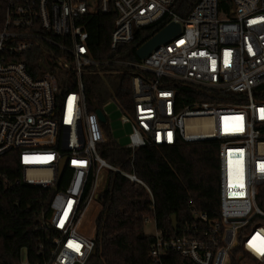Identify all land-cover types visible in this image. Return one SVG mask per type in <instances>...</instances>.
Here are the masks:
<instances>
[{
	"label": "built area",
	"instance_id": "obj_1",
	"mask_svg": "<svg viewBox=\"0 0 264 264\" xmlns=\"http://www.w3.org/2000/svg\"><path fill=\"white\" fill-rule=\"evenodd\" d=\"M232 1L226 11L219 0H199L185 18L173 10L175 0L7 2L0 30V156L16 150L22 176L0 173V181L4 189L26 183L53 192L40 216L52 232L50 247L35 263L28 255L21 262L20 255V264H89L95 241L82 231L81 215L98 198L101 171L118 169L99 153L107 118L101 122L96 110L88 111L83 78L110 63L135 71L134 113L122 117L131 124L133 152L218 142L215 214L194 210L171 231L152 219L150 264H230L237 246L241 264H264V101L254 94L264 84V0ZM111 2L117 13L112 49L164 15L181 30L137 61H100L84 18L107 13ZM173 84L206 89L216 99L182 105ZM122 173L152 195L135 172Z\"/></svg>",
	"mask_w": 264,
	"mask_h": 264
},
{
	"label": "trees",
	"instance_id": "obj_2",
	"mask_svg": "<svg viewBox=\"0 0 264 264\" xmlns=\"http://www.w3.org/2000/svg\"><path fill=\"white\" fill-rule=\"evenodd\" d=\"M9 0H0V30ZM199 0H175L173 10L185 18ZM226 11L232 0H219ZM113 3L107 13L97 11L84 18L89 33L92 54L100 61L126 57L137 61L136 50L168 23L166 15L136 27L130 43L111 48L110 37L115 26ZM132 68L116 64L93 67L83 78L84 96L88 111L102 109L114 101L123 114L132 116L135 100ZM142 74V73H141ZM144 76L151 77L145 73ZM181 104L194 101H215V95L196 86L173 84ZM257 100L264 101V84L255 88ZM227 102V98H223ZM106 140L99 146L100 155L118 170H109L105 185L98 195L100 209L94 218L95 247L89 264H150L149 250L154 236L146 234L145 218L155 220L157 227L172 230V215L177 221L188 218L194 210L213 216L218 205V142H184L174 145H147L134 152L119 144L109 124H102ZM264 137V125L262 127ZM122 172H135L150 189L126 177ZM0 173L11 180L22 176L16 150L0 156ZM2 180V176H0ZM1 182V181H0ZM0 183V264H20L26 250L28 258L42 260L40 250H48L52 232L43 228L42 213L50 207L53 192L50 188L19 183L4 189ZM240 246L234 249L230 264H241ZM244 254H242V257Z\"/></svg>",
	"mask_w": 264,
	"mask_h": 264
},
{
	"label": "rangeland",
	"instance_id": "obj_3",
	"mask_svg": "<svg viewBox=\"0 0 264 264\" xmlns=\"http://www.w3.org/2000/svg\"><path fill=\"white\" fill-rule=\"evenodd\" d=\"M102 111L107 118V124H109L114 139L119 144L127 146V144L129 143V135L131 133V124L123 121V113L118 105L114 101L110 100L106 104H104V106L102 107ZM108 171L109 170L105 169L101 171L97 183L98 195L105 185L106 175ZM100 207L101 206L98 199L91 201V203L85 208L81 215V229L85 234L89 236H94V218L98 213ZM144 230L146 234L154 235L155 223L152 219L146 221ZM26 260L27 252L25 249H23L21 251V262H25Z\"/></svg>",
	"mask_w": 264,
	"mask_h": 264
},
{
	"label": "water",
	"instance_id": "obj_4",
	"mask_svg": "<svg viewBox=\"0 0 264 264\" xmlns=\"http://www.w3.org/2000/svg\"><path fill=\"white\" fill-rule=\"evenodd\" d=\"M181 30V25L178 22L171 21L163 29L154 34L147 42H145L140 48L136 50V55L138 58L142 59L148 55L156 46L169 41ZM96 113L101 122L106 121V116L102 109H97ZM172 228L177 227V215L173 214L172 217Z\"/></svg>",
	"mask_w": 264,
	"mask_h": 264
}]
</instances>
